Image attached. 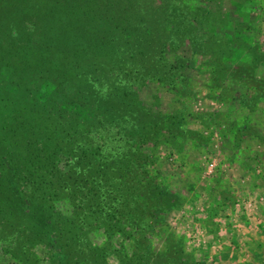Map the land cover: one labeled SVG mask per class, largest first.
I'll return each instance as SVG.
<instances>
[{"label":"rangeland","instance_id":"1","mask_svg":"<svg viewBox=\"0 0 264 264\" xmlns=\"http://www.w3.org/2000/svg\"><path fill=\"white\" fill-rule=\"evenodd\" d=\"M103 1L0 0V264H264V0Z\"/></svg>","mask_w":264,"mask_h":264},{"label":"trees","instance_id":"2","mask_svg":"<svg viewBox=\"0 0 264 264\" xmlns=\"http://www.w3.org/2000/svg\"><path fill=\"white\" fill-rule=\"evenodd\" d=\"M93 0H91V2H92ZM56 2H58L61 6L62 5H64V3L66 2V0H52V4H54V3H56ZM96 2V1H95ZM93 3V2H92ZM102 3H106V0L105 1H103ZM98 10H102L103 8H102V6L101 5H99L98 6ZM111 9H112V7L111 8H109V9H107L106 11H102V13H104V12H108V14H109V12L111 11ZM98 10H90V13L91 14H93V13H95V15L96 16H99L100 14H99V12H101V11H98ZM4 14H6V13H4ZM141 26H142V24H141ZM134 31H136V30H134ZM137 32H138V36H139V40H140V42H141V47H144V41L146 40H148V37H146V28H145V26H142L141 28H140V30H137ZM153 38V37H152ZM93 47H94V45H93ZM116 47H118V46H116ZM130 47H137V46H134V44L132 43L131 44V46ZM95 49H97V54L101 57V58H103V55L105 54V56H106V60L105 61H112V60H114V59H116V57H117V51L115 50V48H109V47H104L103 48V51H102V49L101 48H97V47H94ZM94 48H92L93 49V53H95L94 52ZM95 59H97L98 60V58L94 55V54H90L88 57H86L85 58V60H83L82 58H80L79 60H78V62H80V63H82L83 61H85L84 63H83V66L84 67H88V69H86V70H88L89 72H88V75H87V79L90 81V82H92V83H105V84H107V82H105L106 81V75L105 76H103V73L102 72H99V70L100 69H102L104 66H105V64H106V62L104 61L103 62V64H98V62L95 60ZM131 59V58H130ZM147 60H148V58H147ZM119 63H121V62H119ZM125 63L126 62H123V65H125ZM140 65H144V64H142V63H140V62H138ZM122 64V63H121ZM111 65H113V64H111ZM123 67V66H122ZM127 66H124L123 68H122V74H123V76H127V74L126 73H123L125 70H129V68H126ZM132 71L133 72H138L139 73V69H136V68H134V69H132ZM132 71H129V73H132ZM152 72H149L148 74H151ZM87 74V73H86ZM95 76H99L100 77V79L101 80H97V79H95L94 77ZM109 77V76H108ZM143 77V76H142ZM90 86V85H89ZM91 88V87H90ZM89 89L88 88H85V89H81L80 91H79V93L78 94H81L83 91H88ZM93 93V92H92ZM101 93H105V90L104 91H102ZM103 95V94H102ZM74 96V95H73ZM73 98H75V101H76V103H78L79 102V99H78V97L75 95V97H73ZM41 118V117H40ZM43 120H45V116H43ZM42 121V120H41ZM41 124V122L39 121V118H37V116H29V117H26V120H25V122H23L22 124H21V126H22V128L23 127H29V126H35V125H37V124ZM42 126V125H41ZM66 257H64L63 259H65ZM65 261H67V260H65ZM64 261V262H65Z\"/></svg>","mask_w":264,"mask_h":264}]
</instances>
